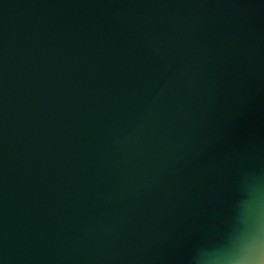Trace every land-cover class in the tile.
<instances>
[{
    "label": "water",
    "instance_id": "95a60500",
    "mask_svg": "<svg viewBox=\"0 0 264 264\" xmlns=\"http://www.w3.org/2000/svg\"><path fill=\"white\" fill-rule=\"evenodd\" d=\"M0 264H264V0H0Z\"/></svg>",
    "mask_w": 264,
    "mask_h": 264
},
{
    "label": "clouds",
    "instance_id": "9594fccd",
    "mask_svg": "<svg viewBox=\"0 0 264 264\" xmlns=\"http://www.w3.org/2000/svg\"><path fill=\"white\" fill-rule=\"evenodd\" d=\"M251 255L255 256V255H256V252H255V251H253V252L251 253Z\"/></svg>",
    "mask_w": 264,
    "mask_h": 264
}]
</instances>
